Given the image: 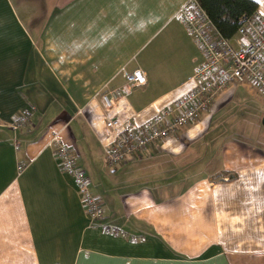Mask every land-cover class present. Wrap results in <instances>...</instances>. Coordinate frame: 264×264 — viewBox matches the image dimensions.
Instances as JSON below:
<instances>
[{"label": "crops", "instance_id": "0c3cea01", "mask_svg": "<svg viewBox=\"0 0 264 264\" xmlns=\"http://www.w3.org/2000/svg\"><path fill=\"white\" fill-rule=\"evenodd\" d=\"M186 1L0 0V264H264V106L249 81L147 155L104 160L101 91L121 87L107 114L140 125L194 85ZM137 68L145 84L125 88ZM20 113L28 130L10 128ZM53 132L102 201L94 224Z\"/></svg>", "mask_w": 264, "mask_h": 264}, {"label": "built area", "instance_id": "2783aa9c", "mask_svg": "<svg viewBox=\"0 0 264 264\" xmlns=\"http://www.w3.org/2000/svg\"><path fill=\"white\" fill-rule=\"evenodd\" d=\"M177 18L187 36L202 55L201 63L194 73V85L143 124L122 121L116 115L107 114L117 106L122 88H107L99 97L104 107L103 156L109 169L150 153V147L163 139L176 136L184 127L193 123L200 114L208 110L215 96L230 83L249 81L264 97V15L254 11L238 20L235 40L225 38L216 29L196 0H187L178 10ZM124 87L133 89L145 84V73L134 69L125 73ZM28 115L18 114L10 128L28 130ZM60 171L72 176L80 195L82 207L90 224L99 221L104 210L100 198L89 190L90 179L77 163L69 147L57 133L49 137ZM103 232L124 236V230L98 224Z\"/></svg>", "mask_w": 264, "mask_h": 264}, {"label": "trees", "instance_id": "16d2710c", "mask_svg": "<svg viewBox=\"0 0 264 264\" xmlns=\"http://www.w3.org/2000/svg\"><path fill=\"white\" fill-rule=\"evenodd\" d=\"M210 21L225 38H232L238 28V20L256 10L254 0H196Z\"/></svg>", "mask_w": 264, "mask_h": 264}, {"label": "rangeland", "instance_id": "374dc122", "mask_svg": "<svg viewBox=\"0 0 264 264\" xmlns=\"http://www.w3.org/2000/svg\"><path fill=\"white\" fill-rule=\"evenodd\" d=\"M261 96H262V95H261ZM261 96H260V103H261L262 106H264V98H263V96H262V97H261ZM262 118H263V117H262Z\"/></svg>", "mask_w": 264, "mask_h": 264}, {"label": "water", "instance_id": "95a60500", "mask_svg": "<svg viewBox=\"0 0 264 264\" xmlns=\"http://www.w3.org/2000/svg\"><path fill=\"white\" fill-rule=\"evenodd\" d=\"M261 125H262V127L264 129V117L261 119Z\"/></svg>", "mask_w": 264, "mask_h": 264}]
</instances>
